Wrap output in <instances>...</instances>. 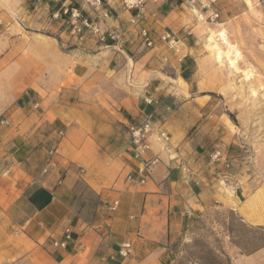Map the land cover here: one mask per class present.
<instances>
[{"label": "crops", "instance_id": "crops-1", "mask_svg": "<svg viewBox=\"0 0 264 264\" xmlns=\"http://www.w3.org/2000/svg\"><path fill=\"white\" fill-rule=\"evenodd\" d=\"M144 1L134 28L156 40L189 33L185 0ZM65 8L121 41L71 33ZM135 13L123 0H0V264H174L170 235L235 176L226 151L204 153L198 141L208 94L193 45L146 48L129 24ZM121 69L144 74V101L114 117L90 104V83ZM146 114L170 140L151 136L136 158L127 128Z\"/></svg>", "mask_w": 264, "mask_h": 264}, {"label": "rangeland", "instance_id": "rangeland-1", "mask_svg": "<svg viewBox=\"0 0 264 264\" xmlns=\"http://www.w3.org/2000/svg\"><path fill=\"white\" fill-rule=\"evenodd\" d=\"M185 1L182 8L191 15L189 33L163 31L156 40L147 30L155 46L164 45L168 51L160 37L164 33L179 40L177 53L183 41L193 45L198 85L208 94L202 98L207 101L198 141L204 153L226 151L230 155L226 169L235 176L222 178L215 197L170 235L174 264H264V0ZM129 24L143 43L142 27L134 28L138 22ZM104 29L114 33L105 42L121 41L123 34ZM220 33L228 44L221 41ZM218 47L223 51L221 59ZM226 51L235 67L230 66ZM123 72L113 70L108 79L92 81L90 104L115 117L125 111L124 106L144 101V74L129 70L123 76Z\"/></svg>", "mask_w": 264, "mask_h": 264}, {"label": "built area", "instance_id": "built-area-1", "mask_svg": "<svg viewBox=\"0 0 264 264\" xmlns=\"http://www.w3.org/2000/svg\"><path fill=\"white\" fill-rule=\"evenodd\" d=\"M97 4H100V0H95ZM194 1V0H192ZM204 1V0H199ZM124 5L127 9L136 10V13L130 19L131 23H137L144 9L143 3L144 0H123ZM69 16L65 21L67 27L69 28L70 32L73 34H80L83 35L85 32H89L92 35L97 37L98 42H105L109 38L114 37V33L111 30L102 28L99 23L93 19H89L88 17L82 16L76 9L68 10L65 8L63 13H68ZM217 13L213 14V17H217ZM2 24L0 18V25ZM139 33L143 39V43L148 47H155V42L149 35L147 28L142 27L139 30ZM162 40H165L167 48L178 52L179 48L175 47V45L179 42L174 36H170L169 33H164L161 36ZM164 60H167V56H164ZM6 118H0V124H6ZM128 135L129 141L132 146L133 155L136 158L141 157V155L150 148V137L155 136L157 140L163 145V147H167L169 140H170V133L162 127L161 124H157L153 119L152 114H146L140 120L132 122L128 125ZM62 135V132L60 133ZM58 146L52 148L48 153V164L52 163L53 156L57 154ZM2 158L0 152V159ZM158 161L157 157L148 159L145 161V166L149 167L152 164ZM116 204V201L114 202ZM70 234L68 230L65 231V238L68 239ZM57 245H64L65 240L55 242ZM130 243L125 242L122 244L119 253L122 256H126L129 252Z\"/></svg>", "mask_w": 264, "mask_h": 264}, {"label": "bare ground", "instance_id": "bare-ground-1", "mask_svg": "<svg viewBox=\"0 0 264 264\" xmlns=\"http://www.w3.org/2000/svg\"><path fill=\"white\" fill-rule=\"evenodd\" d=\"M219 36H220V39H221V41L223 43L228 44L227 39H226V37H225V35L223 33H220ZM216 44L217 43H214L213 45L215 46ZM216 54H217L218 58L221 59V57L223 55V51L218 47V50H217ZM229 54H230V51H226L225 52V56L227 57V60H228V62L230 64V66L235 67L234 61L231 58H229Z\"/></svg>", "mask_w": 264, "mask_h": 264}]
</instances>
